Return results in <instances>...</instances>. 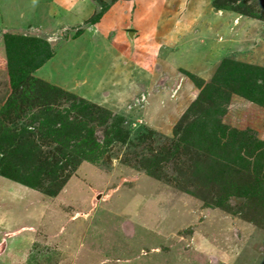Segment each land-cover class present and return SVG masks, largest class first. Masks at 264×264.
<instances>
[{"label":"rangeland","instance_id":"374dc122","mask_svg":"<svg viewBox=\"0 0 264 264\" xmlns=\"http://www.w3.org/2000/svg\"><path fill=\"white\" fill-rule=\"evenodd\" d=\"M0 264H264V0H0Z\"/></svg>","mask_w":264,"mask_h":264},{"label":"crops","instance_id":"0c3cea01","mask_svg":"<svg viewBox=\"0 0 264 264\" xmlns=\"http://www.w3.org/2000/svg\"><path fill=\"white\" fill-rule=\"evenodd\" d=\"M192 4V3H191ZM190 4V5H191ZM168 5H163V6H159V7H157V5H151V6H149V7H145V6H140L139 4H136V7H135V9H136V13L138 14H141L142 16H144V17H142L143 18V21L146 19V17H150L149 15H151V17H158L159 16V18H157L156 17V20L155 19H153V20H155V21H153V23L154 22H158L157 23V26L158 27H156V28H164V27H161L160 26V24H161V18H163V15H165L166 16V13L168 12V11H170V10H168V8H171V6H169V7H167ZM166 7V8H165ZM191 8H192V6L190 7V9H188V11L187 12H190L191 11ZM160 14H161V16H160ZM186 12H181V19H183L182 21H185L186 20ZM212 15H216V12H214V13H212ZM161 17V18H160ZM141 18V19H142ZM203 20L205 21V24H206V20H208V16H205L204 18H203ZM111 24H112V21H111ZM110 24V25H111ZM203 24V23H202ZM208 25V24H207ZM206 26V25H205ZM209 26V25H208ZM189 27V26H188ZM187 27V28H188ZM110 28H112V27H110ZM151 28V27H150Z\"/></svg>","mask_w":264,"mask_h":264},{"label":"trees","instance_id":"16d2710c","mask_svg":"<svg viewBox=\"0 0 264 264\" xmlns=\"http://www.w3.org/2000/svg\"><path fill=\"white\" fill-rule=\"evenodd\" d=\"M100 18V15L94 17L93 19L89 20V24H95ZM81 33V30L77 33L78 35ZM77 35V36H78ZM52 56L51 52L48 50L46 51V53H44V55L42 56V58H40L39 60H36L35 62H33V64L30 67V72L35 71L36 69L40 68L48 59H50V57ZM27 75L24 74L23 76H21V78H19V80H17V82L21 81L24 77H26Z\"/></svg>","mask_w":264,"mask_h":264}]
</instances>
